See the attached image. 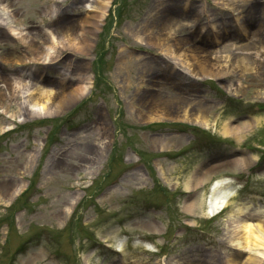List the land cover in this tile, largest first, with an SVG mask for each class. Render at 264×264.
<instances>
[{
	"label": "rangeland",
	"instance_id": "obj_1",
	"mask_svg": "<svg viewBox=\"0 0 264 264\" xmlns=\"http://www.w3.org/2000/svg\"><path fill=\"white\" fill-rule=\"evenodd\" d=\"M98 5L0 2V22L7 17L24 33L22 39L0 25V264H226V252L241 263L264 258L261 246L240 247L225 237L227 217L240 204L260 213L252 223H264V200L252 197L264 195V170L247 177L238 167H216L195 184L202 186L200 206H184L189 175L217 165L242 143L262 148L255 157L264 164V109L252 106L264 104V0H111L101 11ZM71 22L72 36L87 42L84 52L60 43L58 30ZM33 36L47 52L60 48L57 64L33 52ZM77 86L83 88L74 99L54 96ZM43 89L50 90L51 111L37 115L28 102ZM226 121L239 127L237 136L222 135ZM188 126L201 131L159 134ZM137 151L146 165L105 185ZM217 181L228 186L212 195ZM28 182L35 189L26 200L19 194ZM148 202L161 209L145 211ZM219 204L225 211L210 218L207 210ZM67 219L70 227L62 230ZM180 224L214 237L176 229ZM38 232L51 241L42 247L47 237ZM209 240L216 249L205 251L201 244ZM55 248L59 260H46Z\"/></svg>",
	"mask_w": 264,
	"mask_h": 264
},
{
	"label": "bare ground",
	"instance_id": "obj_2",
	"mask_svg": "<svg viewBox=\"0 0 264 264\" xmlns=\"http://www.w3.org/2000/svg\"><path fill=\"white\" fill-rule=\"evenodd\" d=\"M99 5L97 6L98 9L104 10L107 6L108 3H110L111 0H97ZM1 2V1H0ZM6 7V6H5ZM3 9L4 6H3ZM6 10H4V13ZM1 12V11H0ZM99 15V14H98ZM100 16V15H99ZM8 21L9 19H7L5 22H0L1 24L3 23L5 26L8 27V29L12 32V33H16V35H19L18 37L24 39L23 37V28H19V27H12L11 25H8ZM174 19H170L167 22V27L171 30V31H175L176 26L174 24ZM93 24V26H99L98 25V20H93L91 22ZM76 24L75 22H71L69 24L66 25V27H64L60 31L59 34H61V38L63 39L65 37L64 40H61V44L64 48H70L75 52H84L85 51V47L87 45V42L85 41V39H81L78 37H73L72 33H71V29L72 26ZM169 24V25H168ZM34 25H30V27L32 28ZM38 35V34H37ZM12 36V35H11ZM38 37V36H37ZM56 38V37H55ZM24 41V40H23ZM54 41V39H53ZM56 41V40H55ZM153 43V42H152ZM29 44L31 45V47H33V52H36L37 55H39L40 53L42 57H44V59L46 61L52 62L53 59H56V64L60 61L59 55H60V48H56L50 46L49 48L54 49L53 51L47 52L46 47L42 46L43 42H41L38 39H36L34 36L31 38V40L29 41ZM154 44H156L154 42ZM26 47V46H25ZM173 48V47H172ZM172 50L171 48L169 49V51ZM173 51V50H172ZM47 52V53H46ZM242 64L239 65V67H241ZM71 81V80H70ZM82 88L83 86H77L71 89H65V90H61L60 92H56V95H54L56 98H59L58 101L62 102V101H66V100H71L76 98L77 95L81 94L82 92ZM33 96H32V100H30L28 103L30 105V109L34 110V112H40L37 115H48L50 114L51 109L49 108V106L47 105V101L46 97L49 96L50 94V90H40L39 92H33ZM62 95L61 97H58ZM57 102V101H56ZM36 110V111H35ZM239 132V127L238 126H234L232 125L230 122L226 121L224 122V124L222 125V135L223 136H237ZM255 160V156L253 154H246L245 156L240 155V156H236L230 159H227L213 167H211L210 169H203L201 172L198 171L196 174L194 175H189V177L186 180L185 183V189L187 190H194L195 185L198 182L199 178H202L204 176H207L208 174H210L211 171H214L216 167H222V166H233V167H242V166H249L252 164V161ZM227 182V181H226ZM226 182H219L217 181L214 186H213V190H212V195L216 192V193H222V189L223 187H227L228 184ZM224 183V185L222 187H220L222 184ZM194 186V187H193ZM213 197V196H212ZM190 201L185 203L184 206L186 207V210H193L196 207H199V202L198 199L195 197L194 199H189ZM210 207V206H209ZM222 207L221 204L219 205H214L207 210V213H214V212H218V210ZM246 209V205H242L240 204L237 209L234 211V213H231L228 215L227 217V229L225 232V237L226 240L228 242H231L237 246L243 247L245 246L246 248L250 245V242L253 243L255 246L256 245H260L263 246V252L261 253L262 255H264V223H261L259 220L257 223H252L254 220H256L257 218L260 217V213L256 212V210H249V211H245ZM68 211H70V209H68ZM262 216V214H261ZM194 255H197V253H195ZM195 257V256H194ZM239 255L237 254H233V253H229L226 252V264H262L264 263L261 257H249L246 258L244 263H241L242 260L239 259ZM186 262V259L184 260H179V261H174V262H170L167 264H184ZM189 262V260H188ZM186 262V264H192V263H188ZM131 264H140L138 262H132ZM194 264H199L198 262H194Z\"/></svg>",
	"mask_w": 264,
	"mask_h": 264
}]
</instances>
